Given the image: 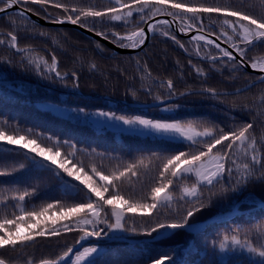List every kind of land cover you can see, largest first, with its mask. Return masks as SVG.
I'll return each mask as SVG.
<instances>
[{"label":"trees","instance_id":"obj_1","mask_svg":"<svg viewBox=\"0 0 264 264\" xmlns=\"http://www.w3.org/2000/svg\"><path fill=\"white\" fill-rule=\"evenodd\" d=\"M64 2L78 7H104L110 0H64ZM189 2L199 4L204 3L205 0H189ZM207 2L212 3L213 0H207ZM228 2L256 16L264 15V0H228ZM2 6L0 4V7ZM29 7L40 11L38 5H29ZM49 11L53 15H61L59 10L50 8ZM12 20L17 22L16 25L11 23ZM121 24L120 21H112L110 24L97 25V30H115L122 34H130L137 26H144L138 25L135 13L127 27H120ZM221 24L222 20L217 19L215 14L206 19V28L215 30L217 33L223 30ZM112 25H118V27L113 29ZM33 27L37 33L43 30L49 35L46 37L35 35L30 31ZM156 28L157 30L142 50L135 53H122L113 52L102 41L69 26H49L32 19L23 21L15 12L0 16V38L9 31H15L19 46L30 49L18 54L14 49L0 45V127L9 134L29 135L30 138H36L38 133H55L63 139L76 140L78 147L83 150H90L89 146H91L100 153L107 152L114 157H119V159H110L96 154L89 156L78 152L79 159L88 166L86 171L95 165L98 170L107 175L142 156L144 164L139 167L138 175L123 178L119 189L125 199L133 202H150V189L156 183L158 171L162 167L161 160L155 157L149 158L150 153L159 151L170 155L176 151H188L187 146L179 142L164 144L152 138L136 136L134 132L114 133L109 128L98 130L89 124V119L94 118L85 121L81 117L77 120L71 109L82 107L89 112L103 110L115 111L118 114H143L161 118L160 111L155 107L131 106L119 103L117 100H124L127 103H148L154 101L153 97L156 94L165 95L166 89L159 87L156 78L161 81L171 78L178 93L189 89L200 90L204 87L214 88L219 93L240 88L259 77L258 74L245 68L234 71L230 63L224 65L217 63L213 67L202 58L209 54H218L213 46L206 45L204 41L193 40L187 43L190 38L176 33L178 39L185 42V47L191 53L189 55L161 34L168 30L167 26L157 24ZM229 34L231 35V32ZM97 42L103 46L102 49L97 47ZM241 46L244 45L241 44ZM197 49H199L200 58L196 55ZM53 54L56 57L57 70L67 74L65 81L56 77L54 72H48L43 64L40 68H36L28 62V58L32 57L36 60H47L51 64ZM248 56L256 58L264 56V45L248 50ZM189 59L205 72L206 78L197 76L188 64ZM224 60L227 62L228 58ZM93 63L96 65L95 69L91 67ZM145 64L151 71V77L142 71V66ZM73 71L78 74V87L73 86L71 76ZM147 87L152 88V95L146 93ZM132 91L137 93L135 98L131 95ZM224 94L217 98L206 94L182 96L174 100L180 105L178 117L210 122L202 124L198 130L219 125L227 131L230 126L251 122L253 129L250 133L260 146L261 137H264V83L258 82L241 92ZM49 105L56 107L59 111H61L60 108L65 109L68 114L55 112L48 107ZM5 121L7 124L4 123ZM19 147L7 145L8 149ZM62 151H69V149L65 147ZM20 160H22L20 156L2 152L0 153V169L7 163ZM93 179L97 180V183H102L97 177ZM30 184L38 186L31 200L27 197L24 202L14 199ZM193 184L194 177L174 182L170 189L173 195L171 206L158 209L157 211L162 214L158 217L155 213L152 217L142 215L140 212L127 214L126 218H134L129 219V225L135 223L138 231L123 233V235L127 239H139L138 242L131 243L125 239L107 241L89 238V242L83 247L98 246L99 242H106L108 251L96 257V264H151L153 259L165 253L175 257L176 264H249L250 260L256 264L258 257L255 255H250L247 251L223 252L219 249V244L225 235L229 239L237 236L257 250H264L261 247L264 246V231L255 228L264 224V206L257 207L260 202H264V181L253 180L246 186L229 191L223 196H214L211 206L197 213L190 222L204 221L216 213L228 214L229 211L236 213L226 219L222 217L223 219L219 218V221L209 223L203 231L193 233L178 230L161 239L146 240L156 235V233H152V236L144 234V228L148 226L150 220L176 219L174 209L177 208V212H182L188 206L185 200L181 199L184 196L181 189L184 185L193 186ZM13 188L18 191H13ZM28 190L31 191V188ZM201 191L205 196L208 195L206 188H201ZM111 192L110 189L109 193L105 194L106 197L111 195ZM82 197L83 193L66 196L63 185L54 176L43 170H32L31 166L27 165L23 171L0 176V222L5 218L21 215V208L25 211L38 210L46 203H54L57 200L65 206H72L80 202ZM117 207H124V205H117ZM105 208L110 212L111 206H105ZM58 211V208L53 209L48 215L51 216ZM101 215L103 218L104 213ZM71 219L74 220L76 217ZM34 222L29 221V223ZM48 224L50 226L51 221H48ZM22 228L27 229L28 224H23ZM236 229L240 231L237 232ZM21 234L28 233L22 231ZM82 234L83 232L77 229L62 233L58 237H37L35 242L27 247L18 244L15 250L10 247L0 249V258L6 259L8 264H28V261H31V264H37L41 259H58L63 256L64 251L77 243ZM73 260L74 257L68 264ZM165 264L169 262L165 261Z\"/></svg>","mask_w":264,"mask_h":264},{"label":"snow or ice","instance_id":"obj_2","mask_svg":"<svg viewBox=\"0 0 264 264\" xmlns=\"http://www.w3.org/2000/svg\"><path fill=\"white\" fill-rule=\"evenodd\" d=\"M0 4L3 5L0 7V13L7 14L8 10L13 9L23 21L30 20L29 13H31L54 24L68 22L87 28L103 40L120 48H141L149 39L148 34L157 30V24H162L167 26L168 30L161 34L191 55L189 49L185 47V42L179 40L176 33L187 35L190 32H195L197 34L193 35L187 43H191L193 40L204 41L206 45L213 46L218 54L202 57L213 67L217 63L221 65L230 63L232 70L240 71L246 65H250L251 68L264 73V56L260 58L248 56V50L258 45H264V15L251 14L228 0H213L212 3L205 0L204 3L199 4L191 3L189 0H181V2H177V0H110L109 4L104 7H78L64 2V0H0ZM29 5H38L40 11L29 7ZM50 8L59 10L61 15H53L49 11ZM134 13L138 18V25H147V31L142 26H137L130 34H122L115 30H97V25L110 24L112 21H120L122 22L120 27H127L132 21ZM161 13L171 19L155 20V17ZM188 14L191 15L188 16ZM213 14L217 19L222 20L221 28L223 30L219 33L206 28V19ZM186 18L190 22H187ZM153 20L155 22L150 23ZM11 23L16 25L17 22L12 20ZM116 27L118 25H112L113 29ZM30 31L40 37L49 35L47 31L43 30L37 33L35 27ZM211 36H215L216 39H211ZM218 40H222L229 47H222L221 43L217 42ZM241 44L244 46L242 47ZM0 45L14 49L18 54L30 50L19 46L15 31L4 34L3 38H0ZM97 47L103 48L99 42H97ZM229 48L233 49L240 59H237V56ZM196 55L200 58L199 49H197ZM224 58H228L227 62ZM28 62L36 68H40L43 64L48 72H54L61 81L66 80L67 74H62L57 70L54 54L51 64L47 60H36L32 57L28 58ZM177 63L179 64V62ZM188 64L191 65L198 77L206 78L205 72L193 64L191 59ZM91 67L95 69L96 65L93 63ZM142 71L151 77V71L146 64L142 66ZM71 76L73 86L78 87V74L73 71ZM259 81L264 83V75L259 77ZM156 83L159 87L166 89L165 95L156 94L153 97L154 104L152 106L160 111L161 118L143 114H118L115 111L89 112L82 107L71 109L77 120L83 117L85 121L89 118H96L105 123H118L122 129L132 130L136 136L152 138L164 144L179 142L187 146L188 151H176L170 155L159 151L150 153L149 158L155 157L162 161L156 183L150 189V202H133L125 199L119 189L123 178L138 175L139 167L144 164L142 156L133 159L123 168L118 167L107 175L98 170L95 165L86 171L88 166L79 159L78 152L89 156L96 154L102 158L110 159H119V157H114L107 152L100 153L91 146H89L90 150H83L78 147L76 140L63 139L55 133L43 132L36 134V138H30L29 135L9 134L8 131L0 127V142H6L0 143V153L7 152L10 155L22 157L20 161L5 164L0 169V176L13 175L30 165L32 170H43L54 176L63 185L66 196L83 193L81 201L72 206H65L60 200H57L54 203H46L38 210L25 211L24 208H21V215L3 219L0 222V249L10 247L15 250L18 244L27 247L34 243L37 237H58L62 233H69L77 229L84 233L82 240L85 237L124 239L123 233H137L138 231L135 223L129 225V219L134 218H126L128 213L140 212L148 217H152L154 213L157 217L162 215L157 210L171 206L173 195L170 189L174 182L193 177V186L184 187V196L181 197L188 206L182 212L175 213L176 219L165 221L156 218L150 220L148 226L144 228V234L152 236V233H156V236L160 237L178 230L197 233L200 232L198 223L190 221L205 207L211 206L214 196H223L229 191L246 186L253 180L264 181V137H261L260 146H258L256 139L250 133L253 123L230 126L227 131L219 125L198 130L202 124L210 122L178 117L180 105L174 102V98L178 95L206 94L217 98L220 95H225L224 93H218L216 89L210 87L201 88L199 93L190 89L178 93L171 78L163 81L156 78ZM145 91L148 95H152L151 87H147ZM131 95L135 98L136 91H132ZM4 123L7 124V121ZM121 133L125 132L121 131ZM7 145L20 147L8 149ZM65 147L69 151H62ZM93 177H97L102 183H97ZM28 188H31V191ZM28 188L19 192L14 199L24 202L27 197L31 200L35 196L38 186L30 184ZM201 188L207 189V196L204 195ZM110 189L112 190L111 195L106 197L105 194L109 193ZM12 190L18 191L15 188ZM188 197L191 199H187ZM117 205H124V207H117ZM105 206H111L110 212L106 210ZM56 208L59 209L58 212L51 216L48 215ZM102 213H104L103 218ZM73 217L76 219H71ZM29 221L35 222L29 223ZM48 221H51L50 226ZM61 221L70 222L59 223ZM23 224H28V228L23 229ZM100 225H104V227H100ZM255 228L264 231V224L255 226ZM22 231H26L28 234L22 235ZM236 231L239 232L240 229H236ZM153 239L155 240L156 237ZM213 246H215L214 242ZM261 247L264 249V246ZM219 249L223 252L240 251L243 253L247 251L250 255L258 257L256 264H264V250H257L247 241H241L237 236H232L229 239L225 235L219 244ZM100 251V248L95 245L82 247V250L76 249L75 251L69 247L63 252L62 257L41 259L39 264H68L73 257V264H96V257ZM165 261H168L169 264H176L175 257L167 253L153 259L151 264H165ZM0 264H7V260L0 258ZM28 264H31V261H28ZM249 264H253V262L250 260Z\"/></svg>","mask_w":264,"mask_h":264},{"label":"water","instance_id":"obj_3","mask_svg":"<svg viewBox=\"0 0 264 264\" xmlns=\"http://www.w3.org/2000/svg\"><path fill=\"white\" fill-rule=\"evenodd\" d=\"M12 11H15V10L10 9V10H8L7 13L12 12ZM2 15H4V13H0V16H2ZM29 15L31 16V19H33L34 21H36L37 23H40V24H45V25H49V26H69V27H72V28H74V29H76V30L82 32L83 34H85V35H87V36H89V37H91V38L98 39V40L102 41L103 43H105L106 45H108V46L113 50V52H122V53H134V52H137V51H139V50H141V49L144 48V46L149 42L150 37H151V34H152V33H149V34H148V35H149V39L146 40L145 45L142 46L141 48H138V49L120 48V47L116 46L115 44H112V43H109V42L106 41V40H103L101 37L95 35L94 32H91V31L87 30V28H83V27H80V26H78V25H73V24L68 23V22H65V23H63V24H54V23H50V22H48V21L45 20V19H42L41 16H35V15H32L31 13H29ZM162 19H171V18L168 17V16H166V15H157V16L155 17V20H162ZM155 20L150 21V23H154ZM144 27H145V30L147 31V25H144ZM178 33H179V32H178ZM179 34L184 35V36H189V37H191V36H193V35H196L197 33H195V32H190V33H188L187 35H185L184 33H179ZM205 34H207V33H205ZM210 38H211V39H216L215 36H211ZM217 42L221 43V46H223V47H229L227 44L223 43L222 40H218ZM229 50H230V51H233V54L237 56V59H240V57L238 56V54H236L235 51H234L233 49L229 48ZM244 68H245L246 70H248V71H251V72L257 73V74H259L260 76H261V75H264V73H260L258 69H253V68H251L250 65H246ZM260 76H259V77H260ZM259 77H258L257 79H255V80L251 81L250 83H248V84H246V85L240 87V88H237V89H234V90H230V91H221V92H219V93H237V92L244 91V90H246V89H249L250 87H252V86L255 85L256 83H258V82H259ZM192 91H193V92H196V91H200V90H192ZM180 97H182V96H179V95H178L176 98H174V100H176V99H178V98H180ZM120 102H124V101H120ZM156 103H158V102H156ZM153 104H154V101H153V102H150V103H147V104H139V103H135V104H134V103H133L132 105H135V106H152ZM262 206H264V202H260V203L257 205V207H262ZM220 215H221V214H217V215H215V219H216L218 216H220ZM203 224H204V223H203ZM203 224H199V223H198L199 228H200L201 226H204ZM82 237H84V235H83ZM82 237H81V238H82ZM160 237H161V236H160ZM81 238H80L79 242L75 245V247L73 248V250L77 249V248L79 247V245L82 243L83 240H82ZM156 238H158V237H156Z\"/></svg>","mask_w":264,"mask_h":264},{"label":"rangeland","instance_id":"obj_4","mask_svg":"<svg viewBox=\"0 0 264 264\" xmlns=\"http://www.w3.org/2000/svg\"><path fill=\"white\" fill-rule=\"evenodd\" d=\"M153 34V33H152ZM151 34V35H152ZM146 46V45H145ZM144 46V47H145ZM142 50V49H141ZM140 51V50H139ZM138 52V51H137ZM50 109H52L53 111H55V112H59V113H61V114H63V115H67L68 114V112L65 110V109H62V108H60V110L61 111H59L56 107H54V106H48ZM89 121H90V123L89 124H91V125H93L95 128H97L98 130H101V129H103V130H105V128H109L110 129V131H113L114 133H120L121 131H124L125 133H132L133 131L132 130H129V129H126V128H124V129H122L121 128V126L118 124V123H113V122H107V123H105V122H103L102 120L101 121H98L97 119H89ZM184 187H192V186H186V185H184L183 187H182V189H181V192L182 193H184L183 192V189H184ZM175 199V198H174ZM174 211H175V213L177 212V208H175L174 209ZM229 213V212H228ZM237 213H239V212H237ZM218 213H216V214H214L213 216H211L210 218H208V219H206V220H204V221H199V222H196V223H199V224H203L204 226H201L199 229H200V232L201 231H203L206 227H207V225L209 224V223H214V222H216V221H219V218H222V216H218L216 219H215V215H217ZM235 213L234 212H231L230 214H227L226 216H224L223 218L224 219H226V217H230V216H232V215H234ZM222 218V219H223ZM172 233H174V232H171L170 233V235L172 234ZM156 236V235H155ZM90 238H97V237H90ZM89 237H86L85 238V243L84 244H86L87 242H89ZM98 239H101V240H107V241H109L110 239H107L106 237H100V238H98ZM112 241L113 240H116V239H111ZM89 246H93V245H86V246H84V247H89ZM96 246V245H95ZM83 247V246H82ZM81 247V248H82ZM96 247H98V248H100V253H99V255H101V254H103V253H105L106 251H108V249H107V247H106V242H99V244H98V246H96ZM80 250H82V249H80ZM73 259V258H72ZM74 261V260H73ZM70 264H73V262H71Z\"/></svg>","mask_w":264,"mask_h":264}]
</instances>
